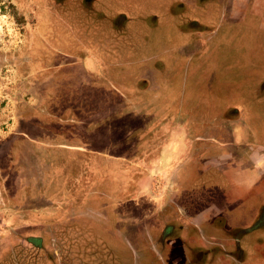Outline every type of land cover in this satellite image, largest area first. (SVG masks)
Returning a JSON list of instances; mask_svg holds the SVG:
<instances>
[{"label":"rangeland","instance_id":"rangeland-1","mask_svg":"<svg viewBox=\"0 0 264 264\" xmlns=\"http://www.w3.org/2000/svg\"><path fill=\"white\" fill-rule=\"evenodd\" d=\"M221 16L213 0H0V239L30 249L0 264H49L32 251L50 222L60 236L70 223L54 264H192L136 223L159 207L192 128L247 127L236 111L249 109L264 131L263 21ZM211 47L222 51L209 57ZM251 199L259 210L222 228L216 255L193 264L263 259L264 192ZM92 208L99 231L81 217Z\"/></svg>","mask_w":264,"mask_h":264},{"label":"crops","instance_id":"crops-1","mask_svg":"<svg viewBox=\"0 0 264 264\" xmlns=\"http://www.w3.org/2000/svg\"><path fill=\"white\" fill-rule=\"evenodd\" d=\"M213 1L218 2L220 6L222 21L224 20V18L227 17V14L229 13L232 14V17L237 15L238 17H240L239 19L241 20L246 15L257 16L263 21V24L260 26L259 30L264 31V0H213ZM199 9L201 10L204 9L207 12V15L209 14L210 16L213 13L211 12L212 10L211 8H209V10L207 9V6H202ZM213 48L214 47H211L208 53L209 52L213 53V51L218 49L217 47H215L214 49ZM202 52H204V49H202L199 53ZM216 86H218V83L216 84ZM222 98L225 97L222 96ZM227 109L228 107H225V105L221 110L215 108V111L218 112L215 115L214 114L212 115L216 119H219V116H221L219 112L221 111V114H223ZM236 112L238 119L242 120L241 123H243V119L246 120L247 127H245L244 125L242 127H239V129H233V127L230 128L225 127V130L223 128H219L218 126L208 127L203 129H199V128L196 129V127L192 128V131L190 130V133L194 135L193 139L195 140L192 141L191 138H189L190 140L184 143L183 152H181L179 157L177 158L176 167H178L181 161H183L186 152H190V151H191L190 153L192 154L194 153V158L197 159L196 160L197 164L200 165L201 168L207 166V162H209L208 160L217 159L221 164V162H224L225 159L227 160L229 158L230 160H227L228 162H226L225 164L226 169L230 173L228 174L229 185L225 191L226 195L228 193L229 197H233V199L235 198H239L240 200L242 199L245 205L243 207L240 206L239 209H237V205L235 206V209L233 211L235 218L234 219L231 218L230 219L231 221H229L230 223L223 224V223H217V221H215L208 224L209 226L208 229L210 230L211 233L210 238L208 237L205 238L200 233H196V234L193 233L188 240L177 241L178 244L182 245V250L179 253V259H178V261L180 262L184 257L185 260L188 259V261L190 263L192 262L193 264L194 260L200 261L202 257H205L208 253H209L208 257H213V255H216L214 246L221 244L222 241L221 236L224 235V233L221 232L222 228L226 226L230 230V227L233 224H235L236 220L243 217V215L247 216L249 213H253L259 210L256 203H254V200L251 198L255 196L258 197L262 192H264V131H261V128L257 129L258 127L257 123L256 122L254 123L253 120L250 118L252 117L251 115L255 116V113H253L252 110L248 109L247 113L245 109L240 111L237 110ZM183 116H185L186 118L187 117L195 118V114H189V116H187V114H183ZM233 124L238 125L237 121H235ZM252 126H254L253 130L251 129ZM202 132L203 135L204 134L207 135L205 136L206 138L205 137L199 138L198 135H201ZM221 133L226 134L225 136L227 137L223 138L225 140H223L222 137L219 136ZM213 154L215 155L217 154V156L216 157L212 156ZM209 166H211V164ZM195 191L193 192V194L194 196H197L198 191L197 192ZM206 194L209 197L214 196V194L212 193L209 194L208 192H206ZM95 209L96 210L88 209L87 211H92L89 214L100 213V210H97V208ZM206 211L210 213H214L212 207L209 206ZM242 212L243 214L242 215L240 214L241 215L240 217L239 213ZM259 212L260 211H258V213ZM84 213H86V211H84ZM106 213L108 214L106 218L107 223H111V219H112L111 210L110 209L107 210ZM112 216L114 219H116V215L113 214ZM200 216H201L200 214L196 215L194 219L191 221L193 223L195 222L197 223V221L200 219ZM261 216L262 215H260L259 217L261 218ZM94 217L95 216L92 215L90 216V218L92 219L86 218L84 220L87 222V227L92 228L93 231H99L97 227H100V223L98 222V220H95ZM116 222L119 223V221ZM71 223L73 224L72 226H76L81 230L85 225V222L84 223L71 222ZM69 224L66 225L65 233L63 236H60V234H58V230H60L59 223L50 222V223L41 224L40 226L44 233L36 237L37 238L36 241L38 242V244H36V246H33V251H32L33 257H49L47 259L46 258L43 259V262L49 264H54L52 262V259L50 260V257H56L57 259L62 257V253H63L62 245L65 241L68 240L67 235L70 230ZM119 224L121 227V223ZM143 238L144 236L142 237V239ZM22 241H23L22 239L15 236L14 237L9 236V238L6 240L0 239V243L3 244L4 247L6 248L4 251H2L0 257H12V255H10V250H13L14 251L13 253L16 254L17 257H28L25 254V252L26 253L30 252V249H26L24 247H22L23 249L20 248V245L24 244V241L23 242ZM68 241L65 244H67ZM174 242L175 241H172L171 243L170 242L166 243L168 244L167 247L168 248L174 247L173 246V244H175ZM261 245L262 246H256L255 249L259 251L261 248H264V243ZM22 250L23 252L21 254L20 251ZM168 250L166 251V253H169ZM260 254L262 255L263 259L252 256L251 257L252 262H246V263L264 264V251L261 252ZM231 257L232 256H230L229 254L224 253L222 259L224 260V262H226L228 259H231ZM240 263L244 264L242 261Z\"/></svg>","mask_w":264,"mask_h":264},{"label":"flooded vegetation","instance_id":"flooded-vegetation-1","mask_svg":"<svg viewBox=\"0 0 264 264\" xmlns=\"http://www.w3.org/2000/svg\"><path fill=\"white\" fill-rule=\"evenodd\" d=\"M190 152H186L183 161L166 181L167 188L161 195L162 200L157 211L151 209L148 212V217L151 219L147 218L136 223L137 227L150 223L155 229H160L162 232L159 241L162 244L188 240L193 233H200L203 237L210 238L208 224L215 221L230 223V219L235 218L233 213L235 206L237 205L239 209L240 206L245 205L242 199V201L239 198L233 199L228 193L226 195L230 173L225 164L230 160L229 158L221 164L217 159L208 160L207 166L201 168L194 158V153ZM212 156L216 157L217 154ZM195 190L198 191L197 196L193 194ZM206 192L214 196L209 197ZM208 206L212 207L214 213L206 211ZM199 214L200 219L197 223H193L191 220ZM240 214L242 215L243 212L239 213L241 217Z\"/></svg>","mask_w":264,"mask_h":264},{"label":"trees","instance_id":"trees-1","mask_svg":"<svg viewBox=\"0 0 264 264\" xmlns=\"http://www.w3.org/2000/svg\"><path fill=\"white\" fill-rule=\"evenodd\" d=\"M215 48V47H214ZM213 48V49H214ZM218 49L217 50H215V51H213V53H211V55L209 56V57H215V56H217L218 54H220L221 53V51H222V47H217ZM202 54H204V52H202V53H200L199 54V56L197 57V59L198 60H201V61H203L204 62V59H201L202 57H201V55ZM208 55V54H207ZM207 56H205V58H206ZM216 66V65H215ZM217 67V66H216ZM59 70H61L62 71V69H59ZM225 94H223L222 96H224ZM99 115V117H101L102 115V113H101V111L98 113ZM91 116H88V117H86L85 118V120H84V124H90V118ZM83 124V125H84ZM132 131H134L133 129H131ZM134 133V132H133ZM97 134V133H96ZM94 135H95V133H89L87 136H86V134L83 132V142H85V141H87L88 143H90V139H92V140H94ZM103 134L100 132L99 134H97V137H96V139L99 137V136H102ZM125 141H122V140H116L115 141V146L114 145H111V146H113L114 148H116V149H118L119 147H120V144H123ZM102 145V144H101ZM84 146H85V144L82 146V148H81V150H83V151H85L86 152V154L87 155H89V152H90V150H87V149H85L84 148ZM99 146V145H98ZM87 147H89V145H87ZM70 148V147H69ZM99 148H104V147H100L99 146ZM89 149V148H88ZM92 152V151H91ZM92 153H96L97 155L99 154L100 156H102V157H104V154H102V153H100V151H95V152H92ZM98 155V156H99ZM97 157V158H102V157ZM115 158H117V157H115ZM114 158V159H115ZM120 157H118V159H119ZM94 207V206H93ZM92 210H94L93 208H92ZM83 211V210H82ZM91 212V211H90ZM90 212H86V213H82L83 215L81 216L82 217V219H86V218H90V217H88V216H91V214H89ZM82 219H77L76 221H74V222H80ZM54 223H57V222H54ZM32 240V239H31Z\"/></svg>","mask_w":264,"mask_h":264}]
</instances>
